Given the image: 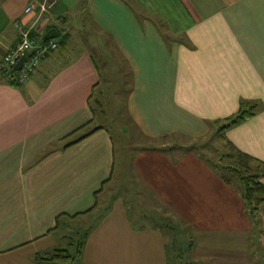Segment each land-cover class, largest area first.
<instances>
[{
  "label": "crops",
  "instance_id": "obj_1",
  "mask_svg": "<svg viewBox=\"0 0 264 264\" xmlns=\"http://www.w3.org/2000/svg\"><path fill=\"white\" fill-rule=\"evenodd\" d=\"M44 2L54 3L48 22L34 27L71 43L24 85L0 78V264H37L88 218L81 264H168L165 227L178 220L192 264H264V204L245 229L201 228L210 219L199 205L214 206L212 220H244L233 202L244 205L243 191L176 144L212 137L229 162L249 158L264 186V0H0V61L15 25L36 23L25 11ZM80 18L97 40L83 50ZM106 41L128 65V120L155 147L116 145L101 102L119 82L92 51ZM247 105L253 115L219 134Z\"/></svg>",
  "mask_w": 264,
  "mask_h": 264
},
{
  "label": "rangeland",
  "instance_id": "obj_2",
  "mask_svg": "<svg viewBox=\"0 0 264 264\" xmlns=\"http://www.w3.org/2000/svg\"><path fill=\"white\" fill-rule=\"evenodd\" d=\"M75 21L76 20L74 19L73 22ZM75 25H76L74 27V29H76L75 46L77 45L78 50H83V48L90 47V45L93 42L94 43L97 42V40L95 39L92 40L93 39L91 35L92 32L90 30V28L92 27H90L88 23L84 25V21L80 18L79 22L77 21ZM80 25L81 27H79ZM77 40H78V44H76ZM69 43H71V41H69ZM103 45L105 46H99V45L93 44L94 50L92 51L94 52V55H95V58H94L95 61L96 60L98 61L99 59L103 58V62L107 65V70H106L107 73H110L119 82V84L110 83L111 86L105 85L106 93L104 94V100L101 102V105L103 108L102 114L105 115V117L107 118V121L109 123V128L112 132L113 138L117 140L116 141L117 147L119 148V145H120L121 146L120 148H122L124 153H126L127 155H128V152L130 151L138 150L135 148H139V149L145 148L146 149V147L147 148L155 147L153 144L143 139H140L139 136L137 135L136 130L134 129V127L130 124L128 120V116L126 113V97L128 95L129 87H131V85L129 84L131 78H130V75L128 74L129 71H128L127 63L126 62L122 63V61L117 56L120 62L119 66H117L116 63H119V62H116L115 60L114 61L111 60L112 53L116 56V53H114V48L110 46V44L107 41ZM58 52L62 53L64 52V50L59 49ZM110 52L112 53L110 54ZM123 75H125L126 78L128 77L129 78L124 79ZM101 89H104V85H101ZM99 123L101 122L99 121ZM154 144H156L157 147L159 148L161 147L168 148L169 145L174 144V143L172 142V140L166 139L162 141H157ZM176 144L177 146H182L183 148H185L184 150H182L183 153L185 154L190 153L194 155L197 158V160L213 168V170H215L214 176H216L217 178H220L221 181L222 180L227 181V179H229L233 182H236L235 184L238 190H235L234 187L231 188V191L236 192V196L237 194L240 195L239 191H243V186L240 184V182L233 175H231L228 171H226V168L231 167V166L233 167L235 164H239L240 162L239 159L235 157L234 162L233 161L229 162V160L225 156L228 150L224 149V147L221 144H219V142L216 143L212 137L211 139L208 138L207 140H204V141L202 140L195 141V142L178 141L176 142ZM130 192L132 194V190H130ZM233 202H235L234 203L235 210L237 211L238 214H240L244 218V220L237 219L235 222L212 220L214 218V210H213L214 206L199 205L197 206V208L201 212V215L205 217L204 219H210L209 222H201L200 227L204 229L234 228L237 230V229H245L247 226L250 227L251 221L253 223H256L250 218L248 210L245 208V205L243 206L241 205V203L239 202V199L238 200L236 199V201H233ZM102 205L101 206L103 208L107 206V205L105 206V204H102ZM243 209L244 211H242ZM96 215L99 216L100 214H96ZM190 215L192 214L190 213ZM194 216L196 217V215ZM93 221L94 220L92 218L91 219L88 218L84 220L81 219V220H77L76 223L71 224L70 226L73 229L74 228L84 229V228H88L89 225L93 224ZM172 223L175 224L174 225L175 231L173 230L170 231V229H165V232H167L169 236L179 234L180 238H178L179 242L176 245V248H177L176 251H184L185 261L186 262L190 261V259L192 258V255L187 254V246L185 247V244L187 243V239L189 238L188 236L189 231L188 229L186 231V229L181 228V222L179 220L178 222L172 221ZM69 235H70L69 232H66L65 238L63 239L64 242L62 243V246L60 249H68L70 251H73V247H67V244H69L68 240L71 238V236ZM171 238L173 240L176 237L174 236L169 237V239ZM182 240H183L184 245L181 244ZM37 264H51V263L40 262ZM56 264H65V263L61 262V263H56Z\"/></svg>",
  "mask_w": 264,
  "mask_h": 264
},
{
  "label": "trees",
  "instance_id": "obj_3",
  "mask_svg": "<svg viewBox=\"0 0 264 264\" xmlns=\"http://www.w3.org/2000/svg\"><path fill=\"white\" fill-rule=\"evenodd\" d=\"M58 34H59V37L56 40L58 44V49L64 50L68 46V42H69L68 36L63 37L61 36L59 32ZM43 37L44 36H42L41 38V43L43 44L48 43L49 41L43 42L42 40ZM105 77L109 79L110 81L116 82V78L113 77L110 73H108L107 76ZM2 79H4L8 84L12 86H19L14 81H11V80L9 81V79H6L5 77H2ZM254 110H255L254 107H250L248 105L243 106L239 114L235 118L227 122V125L221 127L218 133L221 134L226 129L232 128L236 126L237 124L245 121L246 119H248L249 117L253 115L252 111ZM84 137L85 136L77 140H81ZM73 143L74 142H72L71 144ZM237 156H238L237 158L241 162L239 164H235L233 167L231 166V167L226 168V171H228L231 175H233L243 186V201H244L245 208L248 210L250 218L254 222L257 223L258 217H259V208L264 204V186L260 183V176L251 174L250 169H249L250 159L244 156H240L239 154ZM228 159H232V157L228 156ZM174 227H175L174 225H172L171 227L169 226L170 231L171 230L175 231ZM165 229H168V226H166ZM91 231H92V228L91 229L74 228L73 230H71V233L69 235L71 236V238L68 240L69 244H67V247H73V251H70L68 249H58L54 251L52 256L39 258L37 259V262L38 263L46 262V263H51V264H56V263H61V262L65 264H81L82 252H83L84 246L86 244V241ZM172 236L176 238H174L173 240L172 238L169 239L170 245H168L167 247L168 264H192L191 261H187V262L185 261L184 251H176L177 249L176 245L179 242L178 238H180L179 234L172 235ZM172 236L170 235V237ZM181 244L184 245L183 240ZM186 246H187V254L191 255L193 247H194V242L190 236L187 239V243L185 244V247Z\"/></svg>",
  "mask_w": 264,
  "mask_h": 264
},
{
  "label": "built area",
  "instance_id": "obj_4",
  "mask_svg": "<svg viewBox=\"0 0 264 264\" xmlns=\"http://www.w3.org/2000/svg\"><path fill=\"white\" fill-rule=\"evenodd\" d=\"M53 6L54 3L44 2L40 5H33L25 11L27 15L37 11L36 23L28 29L19 24L15 25L18 42L0 61V78L5 77L19 86L24 85L38 72L46 56L58 50L56 40H51L46 44L41 43L43 34H39L34 27L39 21L48 22L47 16ZM22 58H25V61L20 71H16L15 67Z\"/></svg>",
  "mask_w": 264,
  "mask_h": 264
},
{
  "label": "water",
  "instance_id": "obj_5",
  "mask_svg": "<svg viewBox=\"0 0 264 264\" xmlns=\"http://www.w3.org/2000/svg\"><path fill=\"white\" fill-rule=\"evenodd\" d=\"M59 35L56 32V30H50L48 31L45 36L43 37V42H47V41H51V40H56L58 39ZM25 61V58H22L21 61L17 64V66L15 67L16 71H20L21 66L23 64V62Z\"/></svg>",
  "mask_w": 264,
  "mask_h": 264
}]
</instances>
